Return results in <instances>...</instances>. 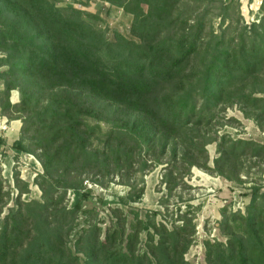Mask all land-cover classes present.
Returning a JSON list of instances; mask_svg holds the SVG:
<instances>
[{
  "label": "trees",
  "instance_id": "16d2710c",
  "mask_svg": "<svg viewBox=\"0 0 264 264\" xmlns=\"http://www.w3.org/2000/svg\"><path fill=\"white\" fill-rule=\"evenodd\" d=\"M100 1L133 16L130 39L110 41L83 12L50 0H0V116L22 122L12 148L43 168L42 202L22 201L29 187L17 175L5 217L11 196L0 181V264H189L202 206L181 195L170 214L169 198L192 189L194 168L242 184L244 162L264 161V144L212 130L219 112L237 106L264 132V0L252 24L240 0ZM86 118L109 126L101 146ZM161 166L165 214L128 226L116 207L103 229L96 206L87 208L88 187L116 181L128 188L120 207L130 208L143 200L146 173ZM250 187L245 214L221 210L226 241L204 243L206 264H264V188Z\"/></svg>",
  "mask_w": 264,
  "mask_h": 264
},
{
  "label": "rangeland",
  "instance_id": "374dc122",
  "mask_svg": "<svg viewBox=\"0 0 264 264\" xmlns=\"http://www.w3.org/2000/svg\"><path fill=\"white\" fill-rule=\"evenodd\" d=\"M50 1L55 3L58 8L64 10L71 8L80 10L84 13V18L98 31L105 33L110 41H113L118 34L127 39L131 38L130 30L133 16L127 14L119 7H114L100 0ZM240 4L242 8L243 3L241 1ZM247 4V2H244L243 10L241 9V11H244L246 18H249L247 12H250V17H252L253 15L251 13L254 14L256 11L252 4ZM259 9L255 14V22L257 23L261 18V11ZM257 14L258 16H256ZM246 18H244L245 22ZM218 23L219 21L216 22V28L218 27ZM92 102L99 106L102 105L95 101ZM85 122L89 127L97 131L94 137V145L101 146V138L108 132L110 129L109 126L92 118H86ZM3 124L7 127L6 122H0V125ZM6 130L7 129L1 131L0 129V132H6ZM212 130L219 132V136L229 134L232 138L264 144V132L259 129L253 120L246 118L240 107L237 106L227 108L225 112H219L213 122ZM207 151L210 157V166L213 167V161L218 158L217 146L215 144L210 145ZM164 168L165 166H161L146 173L144 177L146 191L140 203L133 204L130 208L120 207L117 198L125 196L128 192V188L115 181L106 189L88 187L92 192L93 202L92 204H87V208H93L94 205L96 206L100 213L98 220L100 224H102L101 226L103 229L110 225L109 210L116 207L123 209L127 215L128 226L136 224V217H138V220L145 221L147 216L153 212H163L165 214V210L159 205L161 199H166V197H168L167 191L161 185ZM262 169H264V161H245L244 173L241 177L243 183L239 184L228 182L220 177L211 176L202 170L194 168L191 176L186 179V183L192 189L179 190L178 193L174 194V197L169 198L170 214L174 212L176 205H178V198L181 195L184 200H188L191 197L194 198V201L191 202L192 206H202V210L197 215L196 220L197 234L195 244L185 257L189 264H206L204 248V243L206 241H226L221 236L217 226L221 221V210L230 208L232 212L241 211L245 214V210L250 203V186L257 183L264 188V174L260 175V170ZM35 174H43V168L40 163L36 165L34 161H30L29 155L18 153L12 149L0 151V181H2L4 187L2 192L3 194L10 192L11 196L9 205L4 209L2 217H5L8 210L14 207V201L19 195V191L16 187L17 175L18 180L27 184L29 187V193L22 196V201L42 202V192L39 186L36 185L35 181L38 176L34 178ZM101 200H104L106 204L101 205ZM6 201L8 202V199L3 197V202ZM75 201L76 197L72 193H68L64 205L68 208H72ZM182 208L185 209L183 205ZM170 214H167V220L164 219L165 222L171 221L172 216ZM81 220L82 219H80V222H82ZM157 220L162 222V218L160 217H158ZM140 239V249L144 251L147 240L146 233L143 232Z\"/></svg>",
  "mask_w": 264,
  "mask_h": 264
},
{
  "label": "crops",
  "instance_id": "0c3cea01",
  "mask_svg": "<svg viewBox=\"0 0 264 264\" xmlns=\"http://www.w3.org/2000/svg\"><path fill=\"white\" fill-rule=\"evenodd\" d=\"M240 1L243 3V5H244V2H247L248 4H252L254 6V9L256 12L254 14L251 13L254 17H255V14L257 13V10L261 6V3L263 2V0H240ZM243 5H242V8H243ZM242 15L244 18H246V14H244V11L242 12ZM247 15H248V12H247ZM249 16H250V12H249ZM19 101H20L19 94L16 91L12 92L11 103L12 104H18ZM0 122H2V123L6 122L7 123L6 132H0V141L3 142L2 144H0V151L5 150V149L14 150L12 148V146L14 143L19 141V139H20L22 122L19 120L8 121L7 118L1 117V116H0Z\"/></svg>",
  "mask_w": 264,
  "mask_h": 264
},
{
  "label": "built area",
  "instance_id": "2783aa9c",
  "mask_svg": "<svg viewBox=\"0 0 264 264\" xmlns=\"http://www.w3.org/2000/svg\"><path fill=\"white\" fill-rule=\"evenodd\" d=\"M262 4V3H261ZM258 11V10H257ZM248 17L249 18H246V23L247 24H251V23H254L255 22V17L254 16H252V17H250L249 16V12H248ZM248 19V20H247ZM249 21H251V22H249ZM1 126H4V127H1ZM0 129H1V131H5V129H7V127L3 124V125H0ZM29 158H30V161H34L35 163H36V165H39V162H38V160L34 157V156H32V155H29ZM38 176V174H35L34 175V178H36ZM211 242H214V240H211Z\"/></svg>",
  "mask_w": 264,
  "mask_h": 264
}]
</instances>
